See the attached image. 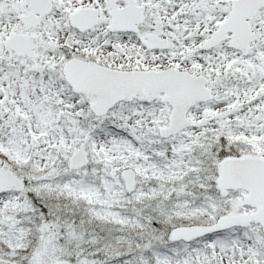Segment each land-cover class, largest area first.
<instances>
[{"label":"snow or ice","instance_id":"6c2138e0","mask_svg":"<svg viewBox=\"0 0 264 264\" xmlns=\"http://www.w3.org/2000/svg\"><path fill=\"white\" fill-rule=\"evenodd\" d=\"M0 264H264V0H0Z\"/></svg>","mask_w":264,"mask_h":264}]
</instances>
